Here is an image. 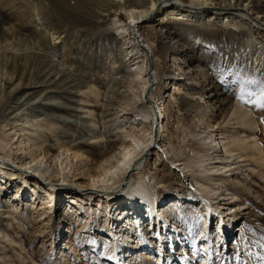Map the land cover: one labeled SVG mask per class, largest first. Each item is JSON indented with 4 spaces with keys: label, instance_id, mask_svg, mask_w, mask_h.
<instances>
[{
    "label": "rangeland",
    "instance_id": "rangeland-1",
    "mask_svg": "<svg viewBox=\"0 0 264 264\" xmlns=\"http://www.w3.org/2000/svg\"><path fill=\"white\" fill-rule=\"evenodd\" d=\"M33 1L0 0V36L16 42L33 41L36 34L29 17ZM249 1H260L259 6L264 3ZM42 11L49 18L48 26L65 31L55 11ZM85 21L72 27L73 37L67 47L70 61L64 66L54 61L53 66L61 73L52 76V84L47 80L49 87L43 81L33 94L28 96L32 90H24L0 105V133L15 134L14 140L5 145L7 155L2 158L0 153V171L8 172L11 179L0 182V264H202L205 250L195 256L192 247L207 238L214 242L211 264H264V107H260L264 103V26L252 21L238 27L217 19L208 23L170 20L157 27L159 35L167 31L172 33L170 37L152 34L148 42L140 41L154 79L150 98L159 100L163 107L162 131L144 154L139 169L136 164L130 168L126 184L136 193L131 184L144 180L146 192L152 195L151 205L168 209L171 226L166 229L160 218L154 223L157 220L150 215L149 205L139 201L126 206L132 213L129 221L121 211L115 214L125 230L119 238L104 219L95 217L98 207L106 214L99 206L98 190L77 185L88 184L85 173L93 166L92 159L82 154L74 157L73 151L60 146L54 155L47 152L44 160L32 167L20 162L29 157L35 142L59 146V141L73 138L68 140L76 139L92 152L119 148L124 140L132 142V137L141 135V122L150 121L144 117L145 112L140 113L147 105L140 99L143 73L128 79L126 75L138 69L122 60L123 43L129 39L121 35L120 27L131 24V20L121 13L120 21L112 14L99 26L90 19ZM10 25L15 28L13 33L5 29ZM144 26L139 24L140 31ZM130 27V32L140 36L138 27ZM160 41L170 47L164 57L156 53ZM61 51L54 50L57 54ZM184 58L190 60L189 72L179 69ZM208 101L212 112L206 111ZM185 104L189 105L187 109ZM195 112L204 116L203 121ZM239 112L248 114L247 125L241 123ZM252 122L255 125L251 126ZM30 136L34 142L28 139ZM235 138L243 147L233 146ZM253 142L256 147L251 146ZM225 145L234 152L227 154ZM203 157L208 160L201 163ZM39 167L46 169V176L37 171ZM21 173H25L26 192L31 190V198L16 196L23 184ZM48 175L53 178H46ZM208 193L213 196L211 206L222 205L212 213L211 225L208 223L212 231L206 229V235L198 240L205 228ZM113 198L108 201L119 206L121 199ZM54 199L52 206L47 203ZM174 199L180 204H174ZM228 206L235 210H226L223 218L220 212ZM70 207L73 209L66 210ZM235 214L238 221L233 224L230 216ZM148 219L152 225L147 223L150 227L144 228L146 234L141 241L133 242L138 240L132 239L138 224ZM222 220L226 227L233 226L232 234L219 245L217 232ZM220 233L224 234V229ZM24 240L28 245L22 249ZM140 249H145V255L130 261L128 251Z\"/></svg>",
    "mask_w": 264,
    "mask_h": 264
},
{
    "label": "bare ground",
    "instance_id": "bare-ground-1",
    "mask_svg": "<svg viewBox=\"0 0 264 264\" xmlns=\"http://www.w3.org/2000/svg\"><path fill=\"white\" fill-rule=\"evenodd\" d=\"M70 1L71 0H35L32 3L30 2L31 3L30 16H29L30 23L34 24L32 31L34 32V34H36V37L33 38V41H30L29 43H27L28 41L26 40L24 41L20 40L16 42V40L13 41H11L12 39L9 40L8 35H7L8 38H6L5 35L0 36V105L9 102L21 91L32 90V92H28L29 94L27 95L29 96L33 94L41 86V84L39 83L43 81L44 83L47 84V80H49V83L52 84L50 80L52 79V76L54 74L61 73L60 69H58L56 66L55 67L53 66V63H55L54 61H57L62 66H64L70 61V58L68 59L70 50H68L67 47L68 45H70L69 39L73 37L74 30H72V27L74 25L76 26L80 25L83 22H86L85 21L86 19H90V22L99 26L100 23L107 16H112L113 14V16L117 17L120 21L121 13H125L128 16V18L131 20V24L128 23L120 27L122 31L121 35L124 34L125 35L124 38L128 37L129 39L128 41H124L123 43V45L126 46L124 51V54L125 53L126 54L125 55L123 54L122 60L124 62L129 61L131 65H135L136 68L138 69L137 71H132V72L130 71V73L126 75L128 79L134 80L138 76H142L141 74L143 73L144 80L140 83L141 86H139V88L141 89L140 99L144 101L147 105H144L145 106L144 110L140 109L141 111L140 113L145 112L144 117L147 120L150 118V121L148 120L149 122L147 123L141 122L142 125L140 129L142 131L141 135L140 136L135 135L134 137H132L133 138L132 142L124 140V142L121 144L119 148L113 146L111 147L110 150L106 152L104 151L92 152L86 146H83L79 142H77L76 139L68 140L73 138H68L67 140L59 141V146L58 145L51 146L45 142H35L33 143L34 148L30 149L29 157L23 158L22 160H20V162L21 164L25 165V167L28 164L29 165L32 164L31 165L32 167L36 163H41L42 160H44L43 157L47 152L51 151L52 155H54L57 151V148L60 146H64L66 147L67 150L73 151L74 157L81 154L85 155L87 159H92L93 166L88 169L87 173H85V175L88 177L87 180L88 184L86 185L83 184L82 182L79 183L77 182V185L79 187H84V186L94 187L98 190L99 195L98 194L97 195H98V201L100 202L99 206L101 207L102 205L105 208L106 214H104L105 212L102 213L100 211V208L98 207L96 209L95 217H100L104 219L106 223H108V225L112 226L111 228H113L117 236H119L120 238L124 236L125 230L119 225L120 224L119 223L120 218L118 217L119 215L116 216L115 214L121 211L122 217H125V221H129L131 219L130 216L132 215V213L128 211L127 205L129 204L136 205L139 204V201H144L146 205H149L150 207L149 208L150 215L156 217L157 221H155L154 223L156 222L158 223L159 218L163 219L164 227L168 229L171 225L169 221L170 219L169 213L166 212L165 210L167 208H164V205L162 207V205H156L155 203L151 205L152 195L149 192L148 193L146 192L147 191L145 185L146 182L142 179H138L132 184L130 182L131 187L133 189L135 188L136 193L129 191L130 185L129 183L126 184V179H128L127 174L130 168L134 164H136L135 167L139 169V166L141 164V159L143 158L144 154H146V152L152 147L151 146L152 142L154 141L157 142L159 137L158 134L159 132L162 131L161 128L162 124L160 125V123H162L161 108L163 107L161 106V102H159V100H157V102H154L151 99L152 84L154 79L152 76L153 75L152 72L148 68L149 59L147 52H145V46L142 44V42L143 41L148 42V40L151 39L152 34L157 35L158 37L161 38L170 37L172 35L171 32L166 31L165 33H160L159 35L157 31L158 26L170 20L173 21L185 20L192 22L203 21L208 23L211 22L212 20L214 21L217 19L221 23H225V24L228 23V25L231 24L232 26L234 25L238 27L242 23H244V21H252V24L256 25V23H260L261 25L264 26L263 23L264 3L261 6H259L260 1H255L254 3L253 2L250 3L251 1L249 0L248 1L218 0L219 2L217 3L215 2V0H174V1L171 0H73V3ZM216 5L218 6L216 7ZM42 10H45V13L46 12L49 13V11H55L56 14L59 15V19L61 23L65 24L66 26L65 31L61 33L60 30L48 26L46 22L49 18L44 15V12ZM78 13H84L86 16L84 15L83 17H78L77 16ZM260 21L263 22L261 23ZM112 22L114 24L116 23L114 20H112ZM140 23L145 24L144 26L145 29H143V31H140L141 29L139 28ZM131 25H133L136 28L138 27L137 31L140 32V36L144 37L143 40H139L140 36L136 35L135 31L130 32ZM1 27L3 26L0 23V28ZM7 27L8 28H5L7 32L8 31L11 33L14 32L13 30H15V28H13L11 25ZM140 41L142 42L140 43ZM57 48L62 49V51L59 54L54 52V50H56ZM169 48L170 47H168L165 43L160 41L157 44L156 53L157 55L164 57V55L169 51ZM50 55H52L53 57L50 58ZM136 60H138L137 64H136ZM179 69H182L184 72L186 70L187 72H189L191 70L190 60L184 58V61L181 64H179ZM53 80H55V78ZM53 80L52 82H54ZM46 87H49V85ZM60 88L61 87H59V89ZM89 90L90 92H94L92 89ZM96 96H98V94H96ZM208 104H209L207 105L208 109L206 111L212 112L211 111L212 109H210L212 104L209 103V101ZM16 105H18V103ZM11 107L14 108L15 105ZM187 107H189V105L185 104L186 109ZM195 113L196 116L199 117V121H203L204 116L200 115V113L198 112ZM213 115L214 113H211L210 117H213ZM246 118H248V114L246 112H242L241 114L239 112V119L243 125H247V122L245 121ZM249 122L250 121L248 120V123ZM253 125H255L254 122L251 123V126ZM120 127L123 128L122 126ZM129 131L130 130L126 131L128 135H130ZM5 135L6 134H4L3 136L0 133V153L2 155V158H4L7 155L4 149L5 145L8 144L9 141L11 142L12 140H14L15 134L10 136L7 135L5 136ZM38 136H40V134H38ZM28 139L30 140V142L35 141V139L32 138V136H30ZM232 144L234 147L242 146L240 140L239 139L237 140L236 138L233 139ZM251 146L256 147L257 146L256 142H253ZM223 148L225 149V152L227 154L233 153L235 150V149H228L226 145L223 146ZM243 149L247 150L246 147H244ZM240 157H242V155L238 156V158ZM28 160H30V162L26 164ZM204 160H208V159L203 157L201 159V163H203ZM71 163H73L72 160ZM37 171H40L42 173L41 175L43 176L47 175L46 169L42 167H39ZM213 172L215 171L213 170ZM76 175L77 174H74V177H76ZM12 176L14 177V174H12ZM132 176L133 173L131 175V178ZM19 178L22 180L23 184L21 187H18L16 196L30 197L29 192H31V190L29 192H26L27 184L25 181V173H21V176ZM46 178L51 179L53 178V175H48ZM5 179L11 180L8 176V172L3 173L0 171V182L3 183ZM209 179L213 180L210 177ZM87 189L91 190V188H87ZM33 191L36 190L34 189ZM46 191H48V194L50 193V190H46ZM112 195H114V198L111 197ZM103 197L106 198V201H104ZM212 197H213L212 193H208V198L206 199L207 202L206 204H204V208H205L204 210L206 212V219H205L206 222L204 223L205 228L201 231L202 233L198 238V240H202V238L206 235V229L212 231L211 229H209L212 227L211 226L209 227L208 223L211 222L212 213L220 209V205H222V204H216L214 205V207L211 206L212 204L211 201L213 199ZM112 198L115 200L121 199L120 200L121 204L119 206H115L116 202L111 203L112 201H108L109 199ZM128 201H131L133 203H130ZM180 202L179 200L177 201L175 200L174 204H180ZM47 203L52 206V204L50 203H55V199L54 202L47 201ZM51 206H49L48 208H50ZM68 207L69 206H67L66 208ZM139 208L140 207H138V209ZM72 209L73 208L70 207L69 209L66 210H72ZM233 209H234L233 206H228V208H224V210H222L220 213L223 217V214L226 213V210L232 211ZM105 215L106 218H104ZM237 217L238 216H236V214L230 216V220L232 219L233 224L236 221H238ZM20 220L23 221L22 218H20ZM93 222H94V218H93ZM138 222L139 220H137V223ZM149 222L150 221L148 219L143 224L142 223L138 224L137 226L138 228L136 229V232L132 234L133 237L132 239L133 240L138 239V240L133 242L139 243L141 241L142 236L146 234L144 232L145 230L144 228H148L147 226L152 225ZM147 223H149V225ZM83 225L87 226V223L85 222ZM132 225L134 224L132 223ZM162 225L163 224H160V226ZM219 225H221L222 227H219L218 229L219 231L217 232L218 233L217 244H219L221 240L225 241L228 239L230 227L232 226L229 225L228 227H226L224 220H222V222L219 223ZM135 226L136 225H134L133 227ZM223 229H224V234H221L222 232L220 233V230ZM122 230H124V232H122ZM156 233L154 232L153 234ZM135 235H137L138 237ZM6 237H8V235ZM161 238L163 239V237ZM163 242L164 240H162V242H159V244L162 245ZM148 243L151 242L149 241ZM200 244H202V246H200ZM221 244L222 243L220 242L219 245ZM239 244L240 246L242 245L240 242ZM26 245H28V243H26V241L24 240L22 244V249L27 247ZM181 248H182L181 250H183V246H181ZM192 248H193L192 254H194L195 256H198L201 253L200 250L202 249L205 250V253L202 255L200 262L202 264H211L212 261L211 258L212 255L214 254V242L211 240V238L202 240V242L200 243L198 242L195 243ZM142 250L144 251L145 249H140V252L139 250L136 251L138 253L128 251L127 257L130 259V261L132 259L133 260L139 259L138 257L145 255V252L143 253Z\"/></svg>",
    "mask_w": 264,
    "mask_h": 264
},
{
    "label": "snow or ice",
    "instance_id": "snow-or-ice-1",
    "mask_svg": "<svg viewBox=\"0 0 264 264\" xmlns=\"http://www.w3.org/2000/svg\"><path fill=\"white\" fill-rule=\"evenodd\" d=\"M261 96L264 97V91L261 92ZM260 107H264V103H260Z\"/></svg>",
    "mask_w": 264,
    "mask_h": 264
}]
</instances>
